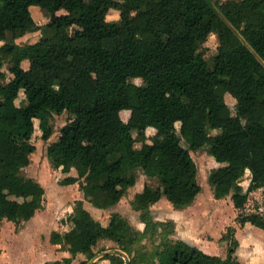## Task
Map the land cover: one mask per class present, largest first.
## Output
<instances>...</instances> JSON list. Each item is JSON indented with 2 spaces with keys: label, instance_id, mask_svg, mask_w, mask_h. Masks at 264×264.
Returning <instances> with one entry per match:
<instances>
[{
  "label": "trees",
  "instance_id": "trees-1",
  "mask_svg": "<svg viewBox=\"0 0 264 264\" xmlns=\"http://www.w3.org/2000/svg\"><path fill=\"white\" fill-rule=\"evenodd\" d=\"M37 7L51 14L45 26L34 18ZM113 10L117 22L107 20ZM39 30L34 43L15 42ZM212 34L219 46L210 63L204 45ZM0 42V221L19 230L45 208V187L25 174L36 151L35 120L47 141L54 115L70 112L48 147L54 167L68 174L63 184L80 183L99 209L117 205L138 170L160 186L146 185L131 201L144 231L116 212L105 226L77 201L71 229L51 237L72 257L48 264H72L79 254L88 264L104 240L117 243L131 264H241L235 227L223 237L229 248L222 258L170 240L174 223L155 221L151 207L164 196L176 209L194 203L202 186L191 151L209 144L218 163L209 176L214 197L233 193L237 223L264 229L262 216L243 211L248 194L239 184L249 170V191L264 190V0H0ZM21 91L26 102L19 106ZM123 111H130L128 120ZM171 225L172 232H160ZM157 234L160 244H142ZM106 258L125 264L122 256Z\"/></svg>",
  "mask_w": 264,
  "mask_h": 264
},
{
  "label": "rangeland",
  "instance_id": "rangeland-1",
  "mask_svg": "<svg viewBox=\"0 0 264 264\" xmlns=\"http://www.w3.org/2000/svg\"><path fill=\"white\" fill-rule=\"evenodd\" d=\"M33 15L38 23L39 26H45L51 20V14L45 10L40 8L33 9ZM120 19L119 12L117 10L111 11L108 15L107 20L109 22H117ZM70 33H73V30H70ZM43 36V31L39 30L36 32L28 33L25 36L16 39L15 42L21 45H27L30 43H34L39 40ZM12 39V37H10ZM4 43V42H3ZM2 43V44H3ZM219 46V40L216 34L210 35L208 41L204 45L205 50V57L211 63L212 58L217 54ZM10 66V62L7 61L3 67L5 72H8ZM26 67L29 64H25ZM8 78H12V75L8 73ZM137 83H142L141 79L136 80ZM226 100L228 104L231 106L233 114L236 113L235 104L236 100L231 95H226ZM26 102L25 92L21 91L20 96L17 100V104L19 106L24 105ZM130 116V111H123L122 118L124 120H128ZM74 117L73 114L70 112H65L61 115H54L52 119V125L54 127L55 133L49 140L43 139V131L40 126V120H35V133L33 136V144L36 146V151L31 155V164L25 170V174L29 177L35 178L39 182H41L44 186H46L47 194L45 195V209L44 211L47 214H51L55 217L56 221L58 222L59 231L65 232V229H70V225L68 222V217L70 213L73 211L77 193L81 190L80 183H77L72 186H68L63 184V180L68 176L61 171L60 168H55L53 163L48 157V147L51 143L56 141L60 136L61 128L67 124L72 118ZM181 123H177V128L180 129ZM156 131L154 129H150L148 131L149 136H153ZM213 134L219 132V130H212ZM134 136L139 138L138 132H134ZM186 147L188 145L183 142ZM137 146H141V144H137ZM191 154L194 160L197 163L198 167V181L202 186V192L199 194V202L198 205L201 206L204 204L205 211L203 212L201 225L197 227L196 230L203 234L205 239L213 238V236H228L229 229L234 228L235 222H237V217L240 213V210L236 209L232 200V194L225 197L222 200L216 199L214 197L213 188L209 182L210 173L214 168L218 166V163L215 161L214 157L210 153V145L207 144L203 148H200L196 151H191ZM70 175L78 176L77 170L73 169ZM137 182L142 187L143 185H150L152 187H159V180L158 178H149L145 174H143L142 170L137 171ZM239 184L242 187V192L244 194H248V201L244 208V212L249 214H256L255 212H264L259 211L260 207H264V190L263 188L256 189L253 191H249L250 184H251V174L247 172L246 176L239 181ZM71 188V189H68ZM66 199L64 204H61V201ZM127 205V203L125 202ZM87 207L89 210L95 213V216L100 218V221L103 225H107L108 221L110 220V210L102 211L93 208L88 202H86ZM158 208L162 209L164 212H168V214H163V217L169 216V212L171 210L170 203L161 204ZM155 209L152 210L153 217L155 216H162L159 213L157 214ZM136 217H140L141 213H136ZM141 219V218H140ZM171 222V221H167ZM166 222V223H167ZM69 225V226H68ZM173 225V224H172ZM163 226L160 232L163 229H167L168 231L172 232L173 226ZM175 228V226H174ZM201 228V230H200ZM15 231L11 225H8L6 222L0 221V254L2 249L8 252V256L19 262L21 264H31L37 258L36 255V243L34 239L20 237L15 238L14 235ZM174 234V233H173ZM150 236V235H149ZM170 240L175 241L170 234ZM41 244L47 243L46 237L44 236L40 239ZM161 242L160 235H154L153 238H144L142 240V244L147 246L148 249H152L153 246H157ZM39 243V244H40ZM229 248V242H228ZM119 245L115 242L105 240L101 241L98 246L95 248L96 254H100L103 251H118ZM88 258L86 255H76L72 259V264H85ZM125 260V258H124ZM90 262V261H89ZM88 262V263H89ZM95 264H111V261L104 257L97 261ZM126 264V261H125Z\"/></svg>",
  "mask_w": 264,
  "mask_h": 264
},
{
  "label": "crops",
  "instance_id": "crops-1",
  "mask_svg": "<svg viewBox=\"0 0 264 264\" xmlns=\"http://www.w3.org/2000/svg\"><path fill=\"white\" fill-rule=\"evenodd\" d=\"M2 43L3 42H0V46L2 45ZM136 147L140 148L141 146H136ZM142 172L143 174H145L143 170ZM247 172L251 174L249 170ZM146 176L151 178L148 175ZM75 184H70L68 186H72ZM145 186L146 184L141 187L137 182L136 185H134L129 189L128 194L124 196L117 205L109 209H99L93 206L85 199L82 190H80L77 193L76 202L79 200H83L84 206L88 210L89 208L87 207L86 202H88L93 208L97 210H102V211L110 210L111 211L109 214L110 220L113 213L115 212L120 213L121 215L126 217L136 229L140 231H144L146 228V224L141 221L140 217H136L135 214L140 212L136 211L133 208L131 201L135 198V196L138 193L143 192ZM44 187L46 189V194H47L48 189L46 188V186ZM199 197L200 195H198V197L196 198V200L192 205L184 209H176L165 196L162 197L160 201H158L156 204L152 205L151 207V210L155 209L156 207V209H158L156 210L157 211L156 213L162 215L160 217L155 216L154 220L157 222H167V221L173 222L175 228L172 237L175 240H184L190 245L198 247L199 249L203 250L205 253L226 258L228 253V241L223 238V235L218 236V238L213 236V238L205 239L203 237V234L201 232H198L199 230H196L197 227L201 225L200 219H202L203 212L205 211L204 204L201 206L198 205ZM65 202L66 199H63L61 201V204H64ZM76 202L74 207L76 206ZM125 202L127 203V205L125 204ZM164 203H170L171 205V210L167 218L166 216L163 217V214L166 215L168 214V212H164L162 209L158 208L161 204ZM44 209L38 211V213L31 220L23 222L22 228L19 230H17L16 224L14 222L8 221L7 219L1 221L2 223L6 222L8 223V225H11L13 227V230L15 231V234L13 235L14 239L20 237H26V238L32 237L34 239V242L36 243L37 258L31 264H48L51 262H55L57 260H63L64 258L72 257L69 251L62 248L63 247L62 244H54L51 241L52 232L59 231L58 222L56 221L53 215L47 214V212H45ZM89 211L95 216L94 212H92L91 210ZM96 218L100 220V218L98 217ZM110 220L108 221L107 225L105 224V226L109 225ZM69 225L71 229L70 222ZM233 227L236 228L235 236L239 241V246L236 249V254H235L238 261L241 264H264V229L252 224L251 222H247L243 226L235 222ZM70 229H65V232L69 231ZM44 236L46 237L47 243L41 244L40 239H42ZM0 264H21V263L12 260V258L8 256V252L2 249L0 254Z\"/></svg>",
  "mask_w": 264,
  "mask_h": 264
},
{
  "label": "water",
  "instance_id": "water-1",
  "mask_svg": "<svg viewBox=\"0 0 264 264\" xmlns=\"http://www.w3.org/2000/svg\"><path fill=\"white\" fill-rule=\"evenodd\" d=\"M109 255L122 256L123 258H125L126 264H131L130 257L126 253L121 251H104L96 255L92 260H90L88 264H95L101 258L107 257Z\"/></svg>",
  "mask_w": 264,
  "mask_h": 264
},
{
  "label": "built area",
  "instance_id": "built-area-1",
  "mask_svg": "<svg viewBox=\"0 0 264 264\" xmlns=\"http://www.w3.org/2000/svg\"><path fill=\"white\" fill-rule=\"evenodd\" d=\"M264 210V207H260L259 208V211H263ZM256 214L262 216L264 218V212H255Z\"/></svg>",
  "mask_w": 264,
  "mask_h": 264
}]
</instances>
